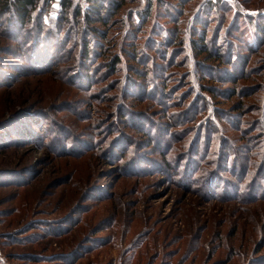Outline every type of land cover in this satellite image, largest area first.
<instances>
[{"label":"rangeland","instance_id":"1","mask_svg":"<svg viewBox=\"0 0 264 264\" xmlns=\"http://www.w3.org/2000/svg\"><path fill=\"white\" fill-rule=\"evenodd\" d=\"M199 1L154 0L137 38L125 14L141 0H101L105 21L75 9L48 32L60 0L26 22L0 10V264H264V191L251 194L264 187V34L249 46L232 26L238 11L264 18V0H222L231 9L197 26ZM189 26L219 53L201 86L175 41ZM196 94L223 114L215 132L201 127L211 109L188 123Z\"/></svg>","mask_w":264,"mask_h":264},{"label":"trees","instance_id":"2","mask_svg":"<svg viewBox=\"0 0 264 264\" xmlns=\"http://www.w3.org/2000/svg\"><path fill=\"white\" fill-rule=\"evenodd\" d=\"M147 1L146 5L145 2ZM182 3L187 2V1H192V0H181ZM196 1V0H194ZM181 3V5H183ZM39 4H42L45 6V4H49V0H0V5L2 6L0 8V10L3 9H14L13 11H15L16 13V17L17 19H19L21 22H26L28 20V18H31L33 15L32 13H38V9L41 6H38ZM124 4V3H123ZM50 5V4H49ZM60 5H61V9L59 11V15L55 18H52L48 23L45 22L44 20L39 22L41 27L44 28L45 31L48 32L49 29H52L54 31V27L56 28L57 26H59L61 19L63 20H67L69 19V16L73 14V10L75 11L76 9V16L77 19L84 20L86 21L87 24H92L94 22V19H98L100 21H105L104 18L105 16H103L102 14V10L100 9V5H101V0H60ZM43 6V8H44ZM123 5H120L118 7V9H116L114 11V15L116 16L118 15L120 9L122 8ZM155 6L154 0H141V4H139L137 7H131L128 8V13L125 14V16H129V19L131 21L130 24H128L127 28H126V36L130 35V31L131 28L134 29V37H138V34L142 32L141 26L142 24H144V22L146 20H148L151 17V12L153 10ZM232 6H230L229 3L222 1V0H200L199 1V7L196 10V12L194 13V21L196 20V25H200L201 23L206 24L207 23V19L204 20V16H207L208 18L211 17L212 15H217L220 14L219 12H223L226 13L231 9ZM39 12H42L41 9H39ZM180 13V12H179ZM163 15V12H162ZM258 14H243L241 12L238 11V13L236 12L234 14V16L232 17V26L235 28H239V30L242 32H244L242 34V40L245 41L247 44H249V46L253 45V47H257L258 46V41L260 40V35L263 33L264 34V18L258 17ZM181 16H179L178 20L180 19ZM260 18V19H259ZM177 20V21H178ZM69 21V20H68ZM174 22L175 19L173 20ZM13 22V21H12ZM17 22V21H15ZM125 23V20L123 18V22ZM253 27H250V24H253ZM17 26V25H16ZM13 27V32L17 33L19 29H16L17 27ZM51 27L49 29H45V27ZM61 26V25H60ZM250 28V29H249ZM137 29H141L140 31ZM191 29V27L189 26V29L186 31V35L183 37L178 36L177 39H175L176 44H178V48H180V54H184L185 58L187 60V62L189 63L190 66V74L189 76L192 79V83H199L198 81V77L202 80V83L205 79H210L209 78V71H208V64L206 62H202L203 58L205 59L206 57H210L211 59H214L215 56L219 55V53L215 54V50H206L204 52L200 51L199 45L197 43V41H194L195 39L202 41V45H206V35H204L203 33H201V31H199L200 33H194V37L193 39L189 38V30ZM69 30V29H68ZM175 30H177V27L175 28ZM51 31V30H50ZM160 31V30H157ZM178 31V33H177ZM176 34L180 35V31L177 30ZM198 32V31H197ZM174 33V32H173ZM170 34L165 33L164 37L168 38L169 41V36ZM163 36V35H161ZM159 36V37H161ZM194 41V42H193ZM40 42H42L40 40ZM194 44V45H193ZM149 46L150 43H149ZM194 46V47H193ZM148 47V46H147ZM148 50L150 49V47L147 48ZM37 53L35 52V56L34 58L37 59ZM170 53V52H168ZM134 54V52H133ZM227 57H230V53H227ZM200 61L201 63L199 64V67L202 68V71L197 74V64L196 61ZM218 61L221 60V58L217 59ZM115 65L119 64L120 62L124 64L125 63V59L124 58H120L119 56L115 57ZM153 62V61H152ZM127 79L125 80V87H128V89L133 88L134 84H136L132 78H128V76H126ZM133 82V83H132ZM202 83H199V86L203 85ZM208 92L210 94H212L214 96V94L217 93V91L215 89H210L208 90ZM197 98H199L200 102L199 103H195L193 105V110L191 112V114L189 115L188 118V123L190 122H196L198 121V119H200L201 117H208V110L211 109L212 113H210V119L203 121L201 127L205 126V130L207 131V133H210L212 131H216L214 129H218L217 123H216V118L222 117L223 114L221 112H219L216 108H214V105H208V96L206 95H200L196 94ZM213 107V108H212ZM263 111V115H262V119L261 122L264 126V107L262 109ZM226 114V113H225ZM260 137L264 138V131L261 132ZM226 143V141H224V144ZM262 143V141L260 142ZM257 145V148L261 147V144ZM226 145H228L226 143ZM262 151V150H261ZM229 152L226 155V157L229 158L228 156ZM262 156L264 157V148L263 151L261 152ZM243 159L246 160L248 163L251 159L250 154L247 152L245 156H243ZM263 165V166H262ZM197 166V165H196ZM247 166L250 165H241V167H239L238 163L237 164H232V168L230 169L232 172H238L239 174H241L240 172H243V170L245 171L241 176H244L245 179V174H248L249 170L247 169ZM199 167L197 166L196 169H198ZM243 168V169H242ZM259 170L264 174V164L261 163V166L259 167ZM196 171V170H195ZM194 171V172H195ZM209 174H212L213 177H210V183H212V186H215L217 182H220L219 184L225 186V190L227 191H231L232 188H234V185L232 186L230 183H227L225 180H222L220 177H217L215 173V171H209ZM208 174V175H209ZM246 180V179H245ZM242 187V186H241ZM253 187V191L251 192V194L253 195L256 192L259 191H264V187L260 186L259 184H254ZM231 188V189H230ZM230 189V190H229ZM235 189V188H234ZM228 192H226L227 194ZM264 195V192H263ZM262 197V196H261Z\"/></svg>","mask_w":264,"mask_h":264}]
</instances>
